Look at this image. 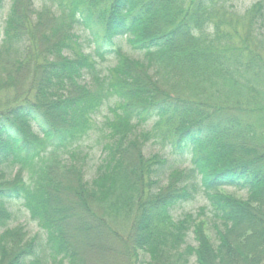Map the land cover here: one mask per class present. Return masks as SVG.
<instances>
[{"label":"trees","instance_id":"trees-1","mask_svg":"<svg viewBox=\"0 0 264 264\" xmlns=\"http://www.w3.org/2000/svg\"><path fill=\"white\" fill-rule=\"evenodd\" d=\"M8 1L0 0V264H94L97 251H114L116 262L142 251V264H264V1L249 11L244 36L214 22L213 0H45L66 21L47 31L33 23L34 1L11 0L6 11ZM78 28L100 58L117 57L115 67L102 73L82 52ZM124 39L143 59L121 51ZM106 105L113 116L98 125ZM149 121L170 157L144 155ZM98 131L100 162L86 179L83 147ZM227 188L252 201L220 193ZM199 193L208 205L174 219ZM14 202L45 243L21 226L11 235Z\"/></svg>","mask_w":264,"mask_h":264},{"label":"rangeland","instance_id":"rangeland-1","mask_svg":"<svg viewBox=\"0 0 264 264\" xmlns=\"http://www.w3.org/2000/svg\"><path fill=\"white\" fill-rule=\"evenodd\" d=\"M32 1H34L35 7H36L35 13L38 12L35 15L33 14L34 16L32 15L33 23H35L36 25H38V22L44 23L45 31H47L50 28V26H53L55 29V27H57L59 24V20L62 22H66L63 12L62 11L58 12L55 7H51L49 5L50 3L46 4L45 0H43L44 2L41 0H32ZM213 1L215 5L212 8L211 12H212V15H215L214 22L216 23L220 22V25H222V28L226 31L227 30L228 31L237 30L239 31L241 36H244L246 32V27L248 24L247 21L250 17L249 11L252 9L253 6H255L258 3H261V1H264V0H213ZM8 2L9 4H7L6 6V11H8L11 8V4H12L11 0H9ZM22 4L25 8H27V6L30 4V0H22ZM6 11H5L4 18H6L7 16ZM40 16L41 18L39 19ZM75 31H77L79 35L77 42H79V44L82 45V52L94 58V60L97 62L99 69L102 70V73H105L109 68L115 67V65L119 62L117 61V57L115 55H108L104 59L100 58L95 52V48H96L95 44L91 43L90 41H87L86 39L87 35L83 31H81L79 28L75 29ZM118 46H120L121 51H123L124 54H126L131 59L135 61L143 59V54L138 53L136 51L134 52L133 50H131L129 44L127 43V40L125 39L119 40ZM1 48L2 47L0 45V49ZM66 53H67L66 55L70 57H72L73 55H76L75 53H73V51L71 52L66 51ZM80 54L82 53H79V55ZM109 108L110 106L106 105V107H104V109L99 113V117H97L96 119V121L99 123L98 125H100V123H103L107 117L113 116ZM160 124H161L160 127L162 128L166 127L167 129H169V127L166 124L164 123H160ZM155 128H156L155 124L152 121H149L148 125L144 127V129L147 132H151L154 135V137L148 143L144 145L145 146L144 155L147 156L148 158H150L152 154H159L160 156L163 155V156L170 157L169 155V152L171 151L170 145H168L167 142H160L159 139L155 137L158 135L157 133L160 132L159 130L158 131L155 130ZM93 134L94 135L92 136V138L90 140H87L83 147L84 150L90 154V157L88 158L89 162L87 165L88 170L86 173V179H90L91 177L94 176V174H96V170H97L96 168L98 167L99 162H100V158H99L100 151L97 145V140H98L97 135H99L100 133L98 131ZM190 167H191L190 164L183 163V166L180 168V170L181 172H186L187 170L190 169ZM157 180L159 181L158 178ZM164 181L165 182L162 181V185H164L165 187L170 184L169 181L167 180H164ZM220 193L223 195H231L235 199L243 200L247 203L250 200L252 201L250 194L247 193L246 191L227 188V189L220 190ZM208 203H209L208 196H205L202 193H199L198 198H196L195 201L191 203H185L184 205H182L181 207L177 208L174 211V215H173L174 219L179 220L182 217H184L185 213H188V212L196 213L200 208L208 205ZM11 212H12V215H14V221H12L9 224L11 232L15 231L16 228H19L21 226L23 227L24 233L27 236L26 237L27 240L36 239L40 243H45L46 235L43 233L39 225H37V223L32 221L31 216L29 215L28 211L26 210V208L23 207L22 204L14 202L11 206ZM2 233H4V229L0 230V236ZM13 234L15 235L16 233L14 232L11 233V235ZM210 235L212 236V238H214L213 240H214L215 245L218 246L219 243L217 242V238H215L214 232H211ZM188 240L191 245L196 246L195 239L193 237L192 232ZM6 241L8 242L5 243V246H8L10 240L7 239ZM96 249L98 250V248ZM100 253H102V251L101 252L97 251V253L96 252L94 253L95 254L93 255V257L95 258L94 264H119V263L120 264H142V261L150 260V256L148 254H145V252L143 253L142 251H138L137 255H139V257L135 254L131 257V260H129L131 256L129 253H128L130 255L129 257L128 255L126 256V254H122L123 256L118 258L117 262H116V258L112 257V255L114 254V251L104 252L102 254ZM107 256H109V258Z\"/></svg>","mask_w":264,"mask_h":264}]
</instances>
